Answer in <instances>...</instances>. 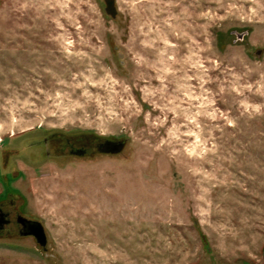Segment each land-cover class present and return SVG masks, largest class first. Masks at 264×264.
<instances>
[{"label":"rangeland","instance_id":"374dc122","mask_svg":"<svg viewBox=\"0 0 264 264\" xmlns=\"http://www.w3.org/2000/svg\"><path fill=\"white\" fill-rule=\"evenodd\" d=\"M113 3L0 0V264H264V0Z\"/></svg>","mask_w":264,"mask_h":264},{"label":"flooded vegetation","instance_id":"af4514ba","mask_svg":"<svg viewBox=\"0 0 264 264\" xmlns=\"http://www.w3.org/2000/svg\"><path fill=\"white\" fill-rule=\"evenodd\" d=\"M76 143L77 139L75 137H67L61 132L53 131L46 134L45 136L33 139L30 145L42 147L43 150L41 151V154H43L42 156L44 157H62L64 155L76 157L84 156L86 152L85 148L83 146L77 145ZM114 144L116 143H113L109 140H104L102 143H99L98 146L102 151L113 152L117 151L116 149H112ZM14 154H16V152H14ZM9 155L10 153L8 152L3 155V166H6L8 163ZM27 220L30 219L19 214L17 208L12 202L7 203L5 200H0V233L6 230V228L9 226L14 225L19 235L26 236L23 234L25 232L24 224Z\"/></svg>","mask_w":264,"mask_h":264},{"label":"water","instance_id":"95a60500","mask_svg":"<svg viewBox=\"0 0 264 264\" xmlns=\"http://www.w3.org/2000/svg\"><path fill=\"white\" fill-rule=\"evenodd\" d=\"M104 6H103V11L106 15L110 16L111 18H114L116 15V10L114 7L113 0H103ZM241 34H236L237 38H241ZM257 54H259V51H257ZM122 144L121 143H116L113 145L112 149L118 150L121 148ZM25 225V232L23 235H32L33 238L35 239L36 243L43 247L45 245V235L43 232V229L39 222L34 221V220H27Z\"/></svg>","mask_w":264,"mask_h":264}]
</instances>
